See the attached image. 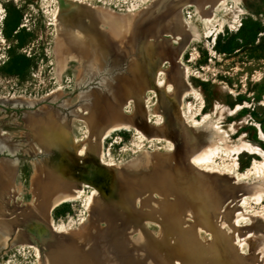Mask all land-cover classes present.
<instances>
[{
	"label": "rangeland",
	"instance_id": "1",
	"mask_svg": "<svg viewBox=\"0 0 264 264\" xmlns=\"http://www.w3.org/2000/svg\"><path fill=\"white\" fill-rule=\"evenodd\" d=\"M256 162L264 0H0V264H264Z\"/></svg>",
	"mask_w": 264,
	"mask_h": 264
},
{
	"label": "bare ground",
	"instance_id": "2",
	"mask_svg": "<svg viewBox=\"0 0 264 264\" xmlns=\"http://www.w3.org/2000/svg\"><path fill=\"white\" fill-rule=\"evenodd\" d=\"M74 1V0H73ZM60 23H61V21H60ZM210 30V29H209ZM63 31V30H62ZM67 35H68V33H67ZM92 36V35H91ZM90 36V37H91ZM68 37H69V35H68ZM71 37H72V35H71ZM71 37H70V39H71ZM79 37V36H78ZM95 37V36H94ZM96 38V37H95ZM93 39V38H92ZM83 40V39H82ZM93 41V40H92ZM96 42L97 41H94V43L96 44ZM89 46V45H88ZM132 92H134V91H132ZM191 92V91H190ZM123 93V92H122ZM130 96H133V95H129V97ZM6 98V97H5ZM13 100V98H11L10 100L8 99L7 101L8 102H10V101H12ZM3 101V100H2ZM6 101V102H7ZM16 101V100H15ZM18 101V100H17ZM240 107V106H239ZM171 110H172V113H170V114H172V115H174V113H175V110L174 109H172V108H170ZM169 110V109H168ZM106 112V111H105ZM189 112V111H188ZM105 114V113H104ZM184 115H182L181 113H180V117H177L179 120L180 119H182V117H183ZM185 117V116H184ZM207 117V116H206ZM143 121V120H142ZM122 125V124H121ZM130 125V124H129ZM179 125V124H178ZM115 126V125H114ZM117 126H119V125H117ZM131 127V126H130ZM176 127L178 128V126H177V124H176ZM109 128H111V127H109ZM116 130H120L119 128H116L115 129V131ZM127 130V129H126ZM179 129H177V131H178ZM137 132H138V134L139 135H141L142 137H146V135L144 134V133H141L140 131H138V129H137ZM149 132V131H148ZM149 133H151V132H149ZM148 133V134H149ZM108 135V134H107ZM248 149V148H247ZM242 150V149H241ZM249 150V149H248ZM243 151V150H242ZM183 152V151H182ZM188 152V151H187ZM227 152V151H226ZM230 152V151H229ZM228 152V153H229ZM83 153V152H82ZM102 153V152H101ZM227 153V154H228ZM249 153L251 154V153H253L251 150H249ZM226 154V153H225ZM240 154V153H239ZM255 154V153H254ZM195 155V154H194ZM218 155V152H211V153H209V154H205V153H197L196 154V156H195V160H197L198 162H200V163H203V164H205V166L207 165V166H209V165H212L213 164V162H214V159H215V157ZM234 156H235V163H234V166H236L238 163H237V161H238V153L237 152H235L234 153ZM232 157V156H231ZM192 158H193V156H192ZM102 159V158H101ZM147 161V160H146ZM189 161V160H188ZM185 162H187V159H186V161ZM215 163V162H214ZM233 163V162H232ZM191 164V163H190ZM218 165V164H217ZM254 166H253V169L251 170V171H249V174H256V172H258V169L259 168H261V167H264V162L263 163H259V164H257V162L255 163V164H253ZM206 166V172H208V173H211V174H213V173H215L216 172V170L213 172V170H214V168H209V167H207ZM238 166V165H237ZM111 167V166H110ZM192 167H193V165H192ZM211 167V166H210ZM235 169V168H234ZM263 169V168H262ZM184 170V169H183ZM190 169H188V170H186L187 172L189 171ZM230 170H233V169H228V171H230ZM203 171V170H202ZM204 171H205V169H204ZM227 171V170H226ZM234 171V170H233ZM237 172V171H236ZM189 173V172H188ZM187 173V174H188ZM191 173V172H190ZM221 173V172H220ZM228 173H230V172H227V174ZM234 173V172H233ZM1 174V173H0ZM52 174H53V172H52ZM205 174V173H204ZM188 175H191V174H188ZM224 175V174H223ZM1 176H2V174H1ZM53 176V175H52ZM183 176V175H182ZM206 176V175H205ZM3 177V176H2ZM225 177V176H224ZM229 177V176H228ZM246 177V176H245ZM208 179V178H207ZM182 180H183V178H182ZM196 180V179H195ZM184 181V180H183ZM256 182V181H255ZM254 182V183H255ZM52 183L53 184H55V185H58V184H61L62 182L61 181H58L57 179H55V176H54V180L52 181ZM198 183V182H197ZM264 183V182H263ZM262 183V184H263ZM253 184V183H252ZM210 185V184H209ZM264 185V184H263ZM3 186L5 187V189H6V191H8V189H10V186H9V184H8V182L3 178ZM211 186V185H210ZM213 187V186H212ZM211 187V188H212ZM243 187V186H242ZM237 188H238V186H237ZM254 188V187H253ZM225 191H227V190H225ZM257 191V190H256ZM45 193V192H44ZM47 193V192H46ZM211 194V193H210ZM255 194H257V193H255ZM43 195V194H42ZM77 195V194H76ZM212 195V194H211ZM213 196V195H212ZM211 199H213V198H211ZM70 200V199H69ZM90 200V199H89ZM88 200V201H89ZM204 200V199H203ZM245 201L244 202H246L248 199H244ZM253 201H255L256 203H261V197H260V195H256V197H254V199H252ZM91 201V200H90ZM212 201V200H211ZM238 201V200H237ZM204 202V201H203ZM202 202V203H203ZM207 202V201H206ZM240 202V201H239ZM201 203V204H202ZM212 203H214V202H212ZM215 204V203H214ZM58 205V204H57ZM242 205H244V204H242ZM202 206H204L205 207V205L203 204ZM201 208H203V207H201ZM203 210H204V208H203ZM260 210V209H259ZM258 210V211H259ZM262 213V212H261ZM260 213V214H261ZM242 214V213H241ZM244 215V214H243ZM251 215V214H250ZM254 215V214H253ZM262 215V214H261ZM255 217V216H254ZM260 218H263V217H260ZM237 219V218H236ZM43 220V219H42ZM186 226V225H185ZM222 227V226H221ZM60 228H61V226H60ZM64 229V228H63ZM215 231V230H214ZM216 232V231H215ZM243 244V243H242ZM229 256H230V254H228ZM223 256V255H222ZM239 262V261H238Z\"/></svg>",
	"mask_w": 264,
	"mask_h": 264
},
{
	"label": "crops",
	"instance_id": "3",
	"mask_svg": "<svg viewBox=\"0 0 264 264\" xmlns=\"http://www.w3.org/2000/svg\"><path fill=\"white\" fill-rule=\"evenodd\" d=\"M65 187L62 186L59 189H51L50 193L48 195H38V202L34 205L33 209L37 213V217L40 215H48L50 204L54 205L56 201L58 200L59 196L64 193ZM32 214L28 212V218ZM5 231L2 229V232ZM7 232V231H6Z\"/></svg>",
	"mask_w": 264,
	"mask_h": 264
}]
</instances>
